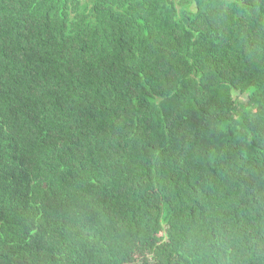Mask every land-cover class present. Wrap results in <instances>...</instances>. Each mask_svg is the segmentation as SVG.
<instances>
[{"label":"trees","instance_id":"1","mask_svg":"<svg viewBox=\"0 0 264 264\" xmlns=\"http://www.w3.org/2000/svg\"><path fill=\"white\" fill-rule=\"evenodd\" d=\"M0 264H264V0H0Z\"/></svg>","mask_w":264,"mask_h":264},{"label":"rangeland","instance_id":"2","mask_svg":"<svg viewBox=\"0 0 264 264\" xmlns=\"http://www.w3.org/2000/svg\"><path fill=\"white\" fill-rule=\"evenodd\" d=\"M236 99L240 100L241 102H244L246 100L245 96H241V95H238V94H235L234 96Z\"/></svg>","mask_w":264,"mask_h":264}]
</instances>
